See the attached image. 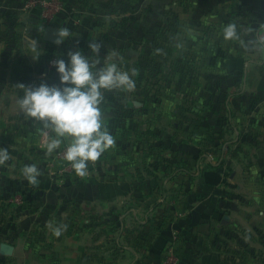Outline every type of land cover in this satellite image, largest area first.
Segmentation results:
<instances>
[{
    "label": "crops",
    "instance_id": "1",
    "mask_svg": "<svg viewBox=\"0 0 264 264\" xmlns=\"http://www.w3.org/2000/svg\"><path fill=\"white\" fill-rule=\"evenodd\" d=\"M24 5L0 0V147L11 155L0 165V264H164L170 250L178 264H264V0H64L48 25L72 33L59 45L43 40L48 26ZM152 19L164 44L175 38L183 45L175 58L188 62L183 68L191 74L215 73L213 44H222L229 94L223 115L232 139L223 163L210 158L185 182L161 172L129 178L110 147L89 162L87 176L57 186L49 169L64 145L46 153L48 130L19 111V83L58 84L41 56L46 45L67 59L70 50L91 54L89 43H99L100 58L115 50L130 72L131 59L151 58ZM227 24L236 26L238 39L223 38ZM118 94L106 91L101 105L115 140L123 139V125L150 118L144 103ZM32 163L40 169L36 183L21 174Z\"/></svg>",
    "mask_w": 264,
    "mask_h": 264
},
{
    "label": "rangeland",
    "instance_id": "2",
    "mask_svg": "<svg viewBox=\"0 0 264 264\" xmlns=\"http://www.w3.org/2000/svg\"><path fill=\"white\" fill-rule=\"evenodd\" d=\"M158 24L152 19L151 58L146 57L145 62L131 59L134 64L130 65L129 74L136 87L128 92L117 90L119 97L130 99L136 106L144 103L150 118L145 115L147 119L140 123L123 125V139L115 140L112 146L113 159L125 177L154 179L161 172L167 180L181 174L184 182L191 181L198 171L196 166L201 167L208 159L223 163V146L232 140L228 137L230 124L223 115V101L229 94L223 86L222 44H213L215 73L191 74L183 68L189 63L175 58V51H185L183 45L175 43V38L164 44L162 35L157 34ZM199 46L205 48V44ZM165 47L170 51L166 53ZM42 52L46 60L61 57L50 45ZM201 62L205 65L206 58H200V65ZM155 132H161V138L154 136Z\"/></svg>",
    "mask_w": 264,
    "mask_h": 264
},
{
    "label": "clouds",
    "instance_id": "3",
    "mask_svg": "<svg viewBox=\"0 0 264 264\" xmlns=\"http://www.w3.org/2000/svg\"><path fill=\"white\" fill-rule=\"evenodd\" d=\"M222 34L225 40L239 38L234 24L225 25ZM71 35L67 27L60 28L56 43H63V38ZM32 47H37L35 41ZM88 47L91 54L80 49L70 50L67 59L60 57L52 62L59 77L58 84L19 83L23 94L17 101L26 119H34L48 130L46 153L52 154L64 145V160L80 177L88 175L89 162L97 161L115 144L103 119L101 105L105 92L130 91L136 87L129 72L118 63L119 53L113 50L104 60L98 55L99 43H89ZM10 159L9 150L0 147V165ZM21 174L30 183H36L40 169L36 163L24 164ZM60 230L54 228L57 235Z\"/></svg>",
    "mask_w": 264,
    "mask_h": 264
},
{
    "label": "built area",
    "instance_id": "4",
    "mask_svg": "<svg viewBox=\"0 0 264 264\" xmlns=\"http://www.w3.org/2000/svg\"><path fill=\"white\" fill-rule=\"evenodd\" d=\"M63 4L64 0H25L24 9L26 12L38 10L42 22H44L45 26H48L56 19V15L62 10ZM56 59L57 57H53L47 60V66L55 69L52 62ZM63 150L64 147L56 154V164L51 170L49 169L51 180L59 187H62L71 180L82 178L78 176L71 168L70 164L64 160ZM164 264H178L171 250L167 254Z\"/></svg>",
    "mask_w": 264,
    "mask_h": 264
},
{
    "label": "water",
    "instance_id": "5",
    "mask_svg": "<svg viewBox=\"0 0 264 264\" xmlns=\"http://www.w3.org/2000/svg\"><path fill=\"white\" fill-rule=\"evenodd\" d=\"M60 28L59 27H55V26H48L45 31H44V35H43V40L49 44H53V45H58L56 43V40H57V33H58V30ZM66 38H63V42L65 41ZM7 247V250L10 252L11 251V248L8 247V246H5Z\"/></svg>",
    "mask_w": 264,
    "mask_h": 264
}]
</instances>
